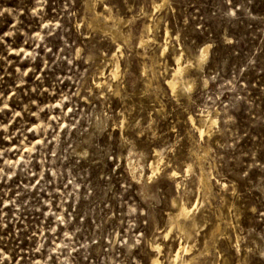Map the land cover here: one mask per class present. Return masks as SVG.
Returning <instances> with one entry per match:
<instances>
[{"label":"rangeland","instance_id":"1","mask_svg":"<svg viewBox=\"0 0 264 264\" xmlns=\"http://www.w3.org/2000/svg\"><path fill=\"white\" fill-rule=\"evenodd\" d=\"M91 3L92 0H89V5ZM216 3L217 0H103V3L95 5L94 11L90 10L86 14L83 0H74L71 11L75 15L71 18V24L63 17L45 21L46 25L54 27L57 32L60 31L61 25H64L73 32L74 38L78 37L73 51L83 50L86 46L104 45L103 50L110 57H117L123 53V56H120L114 65H109L108 69L115 78L120 76L127 64L129 70L137 75L130 84L125 83L124 87L128 89L125 99L121 101L117 97L112 101L111 106L117 113L124 111L120 106L121 103L130 107V115L125 113L121 118L122 124H126L130 118H135L140 120L141 124L150 123L157 135L163 132L166 138L171 128L175 127L179 132V124L188 121V127L182 135L188 142L191 154L200 158V169L197 172L199 180L194 189L188 185L191 191L188 192L186 199L178 200L173 197L169 205L164 207L162 218L169 224L165 235L169 241H172L173 233L177 228L181 235L167 246L152 245L151 251L155 253L151 257L152 264L154 259H157L156 264H166L161 255L165 247L171 248L172 264H201L200 257L193 259L192 256L203 242L209 240L215 242L223 260L225 249L234 252L232 245L240 242L242 236L240 229H246L254 222H259L258 213H264V192L244 193L246 185L240 177L241 167L252 164V168H244L247 176L261 179V172H264V169H260L257 164H264V159H260L264 156V151L257 148V162L253 163L250 159H238L233 162V155L221 149L222 145L232 144L237 149L235 156H240L241 152L246 155L258 142H264V91H258V89L264 90V85L259 83L264 78V72L257 70L254 75L249 74L243 81L244 85L248 86L249 99L244 100V93H240L242 100L236 102L234 108L230 110V115L234 119L227 125L222 119L223 113L219 106L216 113L210 107L201 105L198 113L189 111L186 114L180 106L183 101L180 100L178 104L177 100L172 99V95H165V87L161 86L156 75L158 71L167 68L171 72L167 81L173 78L177 59H181L183 68L196 61L204 65L213 58L212 49H216V56H231L233 66L239 64L248 47L252 45L250 42H245L232 52L231 47L223 44L221 40L223 26L219 21L208 19V12L211 7L216 6ZM19 4L20 0H0V6L4 7L16 8ZM108 9H111V16L102 24V18L97 17V14L103 13V17H109ZM0 21H2L0 31L8 30L9 25L14 23L13 18L7 13L0 17ZM89 24L91 27L88 26ZM105 25H110L111 31ZM93 31L96 33L95 39L91 34ZM223 31L226 35L227 29L224 28ZM53 35L55 36V33ZM122 39H130L133 46L128 51L122 47L120 42ZM143 39H146L145 42H141ZM72 43L73 41L69 40V45ZM44 44L43 39L37 40L38 63L29 62L27 58L20 60L17 53L11 51L4 53L12 60L11 64L0 59V92H3L4 96H10L9 109L0 113V119H4L5 122H7L6 118L11 116V110L17 107L15 103L17 94L22 96L24 89L35 87L33 81L37 78H44L40 83L47 89L50 82H55L57 77L71 75L68 59L62 64L53 63L56 60L53 53H59L69 59L70 53L64 51L62 44L52 42L48 44L51 51L45 54L46 50L41 51ZM205 44H210L211 48L205 60L201 62V49ZM195 45H199L198 50L194 49ZM21 47L29 53L32 51L27 46L21 45ZM2 48L3 46L0 45V49ZM189 52H195L196 61L188 55ZM81 54L83 55V52ZM20 55H23V52ZM161 59L164 60V64L160 63ZM73 64H76V61H73ZM17 68L27 73L23 77V83L20 82ZM33 68L35 72L32 71ZM185 70L183 69L178 76L176 80L178 85L175 82L174 90L166 85L168 93L174 95L181 86L187 88L184 84ZM225 79L231 77L226 76ZM97 84H100L99 80ZM59 87L68 91L74 90L75 85L73 81L65 79ZM53 95L56 93L54 92ZM56 102L58 103V100ZM2 103L3 98H0V105ZM65 105L68 114L71 115L72 105L67 101ZM83 106L81 102V107ZM191 116L195 118L194 123L191 121ZM19 119L17 117V120ZM33 121L35 122V118ZM68 123V120L62 122L60 128L62 133L66 131ZM226 128L229 130L227 133ZM200 130L204 131L203 134ZM109 131L114 138L119 135L121 129L113 126ZM72 132L75 133V128ZM233 137L238 139L234 140ZM29 139H33L32 133H29ZM38 139L40 138L33 139V144L37 148ZM107 139L108 137L100 133L96 143V148L99 150L89 147V155L77 158L78 163L66 161L65 166L68 170L63 171L62 176L56 177V182L49 184L46 189L42 188L43 179L34 175L31 180L34 187L25 193L17 188V185L28 183V179L20 172V166L27 155V149L33 145L25 143L24 149L18 151V141L15 138L11 140L0 138V147L12 148L11 152L0 156V167L3 166L5 158L20 161L15 175L10 174L8 178L0 180V246L6 252L8 249H13L17 253L13 255L12 252H8L9 264H17V262L26 264L29 259L31 264H101L102 261L105 264H127L126 254L138 252L136 260H140L141 256L146 254V250L139 246L131 249L128 247L133 243V239H139L144 235V229L139 227L142 221L137 217L147 213V209L133 202L136 200L134 193H141L144 202L154 205L156 192L151 184L163 178L167 181V185L161 184L162 189L167 186L170 191L183 192L182 173L174 166L170 170H165L163 164L167 157L162 154L158 160H149L151 167L147 169H143L142 161L138 162L134 156L127 160H119L118 163L114 162L118 154H113L111 159L104 154L112 151L111 145H105ZM197 140L199 144H196ZM88 143L91 144L92 141L89 140ZM73 147L76 145L74 144ZM161 148H164V144L155 148V151L160 152ZM209 148L211 152L207 150ZM77 151L80 149L77 148ZM33 155L35 156L36 153L34 152ZM122 170L129 175L140 172L138 180L132 181V187L128 189L127 194L122 190L124 184L120 176ZM35 171L38 172L39 168ZM145 175L148 179L146 185H144ZM51 178L52 172L44 173V179ZM233 186L237 192L242 193L239 205L232 200ZM257 188L259 189L260 185H257ZM54 189L56 191H53ZM49 193H52L51 198ZM62 196L64 200L61 207ZM45 200L48 203H44ZM209 202L217 208L214 220L208 218L205 213V223L201 226V230L194 239L186 240L183 234L189 231L188 234L191 235L192 232L191 221L186 218L195 216L196 224L200 225L199 217ZM181 204H186L191 209L187 216L180 214ZM253 207L257 209V213L251 212ZM237 208L238 220L232 218L230 212ZM153 215L156 217L155 212ZM229 219L233 225L238 223L239 228L225 230V221ZM156 220L160 227H163L160 217H156ZM130 228L135 232V236L130 232ZM180 244H184L186 249L182 250L180 257L176 259ZM240 247L243 249L242 243ZM226 264H233L231 257Z\"/></svg>","mask_w":264,"mask_h":264},{"label":"clouds","instance_id":"2","mask_svg":"<svg viewBox=\"0 0 264 264\" xmlns=\"http://www.w3.org/2000/svg\"><path fill=\"white\" fill-rule=\"evenodd\" d=\"M73 2L74 0H20V4L16 8L0 6V17L7 13L14 20V23L9 25L8 30L0 31V45L3 46L0 49V59L7 64H11L12 60L4 55V53L11 51L16 52L20 60L27 58L29 62L38 63L37 40L43 39L45 44L41 51L46 50L45 54L51 51L48 44L52 42L62 44L64 51L70 53V59L59 53H53L56 56L53 63L59 62L62 64L65 59H68L71 73L68 76L57 77L55 82H50L47 89L42 87L40 83L44 78L39 77L36 81H33L35 87L24 89L22 96L17 94L15 98L17 107L11 110V116L6 118L7 122L0 119V138L3 140L15 138L18 141V151L24 149L25 143L33 145L27 149V155L23 158V164L20 166V172L28 179V183L17 185V188L20 192L25 193H28L34 187L31 182L34 175L43 179L42 188L46 189L49 184L56 182V177L62 176L63 171L68 170L65 166L66 161L78 163L77 158H84L89 155V147L99 150L96 148V143L100 133L108 137L105 145H111L112 149L111 152H105L104 154L109 159L112 158L113 154H118L117 160L114 162L118 163L119 160H127L134 156L138 162L142 161L143 169H147L151 167L148 163L149 160H158L161 154L166 156L167 160L164 162L163 168L165 170H170L173 166L179 168L182 173L183 192L179 190L170 191L167 186L162 189L161 184L167 185V181L162 178L160 181L151 184L156 192L154 205L144 202L141 193H134L136 200L133 202L147 209V213L144 216L137 217L142 221L139 227L144 229V235H141L139 239H133V243L128 247L131 249L134 246H139L146 250V254L141 256L140 260H136V256L139 255L138 252L126 254L127 264H141V261H143V264H152L151 257L155 255L151 251L152 245L167 246L175 241L178 235H181L177 228L173 233L172 241H169L165 235L169 229V224L163 221L162 212L173 197L178 200L187 198L188 192L191 191L188 185H191L192 189L197 186L199 180L197 172L200 169L201 161L199 157H194L191 154L188 149V142L185 136L182 135L188 127L187 120L183 124H179V132L176 131L175 127L171 128L170 134L166 138H164L163 132L157 135V132L152 130L150 123L141 124L140 120L135 118H130L126 124L120 122L125 113L130 115V107L121 103L120 106L124 108V111L117 113L111 106L112 101L117 97L123 101L128 95V89L124 87L125 83L129 82L130 84L132 79L137 78L136 73L130 71L127 64L120 76L115 78L112 72L108 70L109 65H114L120 56H123V53H120V56L117 57H110L103 50L104 45L100 47L86 46L83 50L73 51L76 39H78V37L74 38L73 32L69 31L64 25H61L60 31L57 32L54 27L45 24V21L57 20L61 17L71 24V18L75 15L71 11ZM97 3H103V0H92L91 5H89V0H83L85 13L87 14L90 10L94 11ZM108 12L109 17H103V13L97 14V17L102 18V24L110 18L111 9H108ZM208 19L221 23L223 26L221 40L224 45L231 47L232 52L240 48L245 42H250L252 46L248 47L239 64L233 66L231 56H216V49H212L213 58L201 65L199 61H196L195 52H189L188 55L196 62L186 66L184 84L188 87L181 86L174 95L168 93L166 89L167 77L171 75L170 70L164 68V70L158 71L156 75L161 86L165 87V95H172V99L177 100L178 104H180V100L183 101L180 106L186 114L189 111L198 113L201 105L210 107L216 113L217 106H219L220 111L223 113L222 119L227 125L229 121L234 119L230 115V110L234 108L236 102L242 100L240 93H244V100L249 99L247 96L248 86L244 85L243 81L248 78L249 74L254 75L257 70L264 72V0H217L216 6L211 7L208 12ZM88 26L91 27V24ZM105 26L111 31L110 25ZM224 28L227 29L226 35L223 31ZM41 33H43V36H41ZM91 34L95 39V31ZM69 40L73 41L72 45H69ZM120 42L125 51L133 46L130 39H122ZM21 45L31 48L32 51L27 52ZM207 47L211 48V45H207ZM198 48L199 45L194 46L195 50H198ZM21 52H23V55H20ZM81 52H83V55ZM157 59L160 58L157 57ZM73 61H76V64H73ZM160 63L164 64L165 62L161 59ZM77 64L79 67H77ZM46 66L51 67V65ZM16 71L20 73L19 79L23 83V77L27 73L22 72L19 68ZM32 71L35 72V68ZM226 76H230L231 79L226 80ZM65 79L73 81L74 90L65 91L59 87ZM98 80L100 81L99 85L97 84ZM259 83L264 85V78ZM258 91L264 90L258 89ZM54 92L56 95H53ZM177 97L180 99H177ZM0 98H3L0 113H4L5 110L9 109L8 99L10 96H4V93L0 92ZM65 101L72 105L71 115L66 110ZM81 102H83V107H81ZM57 109L59 110L57 111ZM17 117L20 119L17 120ZM33 118H35V122ZM64 120H68L69 123L66 131L62 133L60 128ZM14 121L15 124H13ZM113 126L121 129L119 135L114 138L111 137L109 131ZM73 128H75V133L72 132ZM225 131L227 133L229 130L226 128ZM29 133L33 134V139L40 138L36 141L39 144L38 148L33 144V139H29ZM233 139H238V137H233ZM89 140L92 141L91 144L88 143ZM74 144L76 147H73ZM161 144H164V148H161L160 152H156L155 148H159ZM196 144H199L198 140ZM77 148L80 151H77ZM257 148L264 151V142H258L256 147L250 148L246 155L241 152L240 156H235L237 149L232 144L221 146V149L225 150L226 153L233 155V162L238 159H250L253 163H256ZM126 149L127 155H125ZM136 149L140 150L136 151ZM11 150V147H0V156H4L5 153L11 152ZM207 150L211 152L210 148ZM34 152L36 153L35 156L33 155ZM260 159H264V156H261ZM18 165H20L19 160L13 161L5 158L3 166L0 167V172H2L0 180L8 178L10 174L15 175ZM257 166L264 169V164H257ZM245 167L250 169L252 164H247L240 169V177L246 185L244 193L264 192V172H261V179H255L247 176V172L244 170ZM36 168H39L38 172L35 171ZM45 172H52V178L44 179ZM165 175H167V172ZM120 176L124 181L122 190L127 194L128 189L132 187V181L138 180L140 172L129 175L122 170ZM146 184H148V179L145 175L144 185ZM144 185L138 186L143 187ZM257 185H260L259 189ZM232 193V200L239 205L242 193L237 192L235 186L232 188ZM51 196L52 193H49L50 198ZM205 199L207 198L205 197ZM63 200L64 197L62 196L61 207L63 206ZM24 203H27V201H24ZM44 203H48V201L45 200ZM216 211L217 208L209 202L203 208L199 217L200 225L196 224L195 216L187 217L186 220L191 221L192 232L191 235L184 233V238L186 240L194 239L205 223V213L208 218L214 220ZM237 211L238 208L237 210H230L231 217L238 220ZM154 212L156 217H160L163 227H160V224L157 223L156 217L153 215ZM251 212L257 213V209L253 207ZM258 214L260 221L254 222L246 229H240L242 233L240 242L232 245L235 249L234 252L225 249L223 260L220 258V252L216 248L215 242L211 240L203 242L202 246L193 253L192 258L200 257L201 264H226L229 257H231L233 264H253V262L264 264V213ZM237 228H239L238 223L233 225L230 219L225 221V230ZM50 231H55V229H50ZM130 232L135 236V232L131 228ZM205 235L207 236V233ZM69 243L71 244V242ZM240 243L243 244V249H241ZM8 252H12L13 255L17 254L13 249H8ZM8 252L0 246V264H9ZM161 255L166 264H172L171 248L165 247ZM26 264H31L30 259L26 261ZM101 264H105V262L102 261Z\"/></svg>","mask_w":264,"mask_h":264},{"label":"bare ground","instance_id":"3","mask_svg":"<svg viewBox=\"0 0 264 264\" xmlns=\"http://www.w3.org/2000/svg\"><path fill=\"white\" fill-rule=\"evenodd\" d=\"M146 40V39H145ZM145 40L143 39L141 42H145ZM207 45H210V44H205L202 49H201V57H200V61L203 62V60H205V58L207 57L208 53H209V47H207ZM198 57V58H199ZM177 58V57H176ZM181 60V59H180ZM180 60L177 59V67L175 69V72H174V76L173 78L169 79L167 81V86L171 89V90H174L175 88V84L177 83L176 80L178 79V76H180V74L182 73L183 69H186V68H183L182 64L180 63ZM117 65V64H116ZM186 71V70H185ZM184 71V73H185ZM116 75V73H115ZM181 78V77H180ZM179 78V79H180ZM181 80V79H180ZM176 82V83H175ZM179 82V81H178ZM178 85V83H177ZM188 87V85H187ZM212 119V118H211ZM191 121L194 123L195 122V118L193 116H191ZM200 126V125H198ZM201 134H203V130H200ZM179 212L181 215H184V216H187L190 212H191V209L186 205V204H181V206H179ZM177 221V220H176ZM180 223V222H179ZM175 224V223H174ZM172 226V225H171ZM180 226V225H179ZM182 228V227H181ZM185 231V230H184ZM189 232V231H188ZM187 232V233H188ZM186 247L184 246V244H180L177 252H176V259H178L180 257V254L182 252V250H185ZM184 259V258H183ZM157 262V259H154L153 260V263L156 264Z\"/></svg>","mask_w":264,"mask_h":264}]
</instances>
